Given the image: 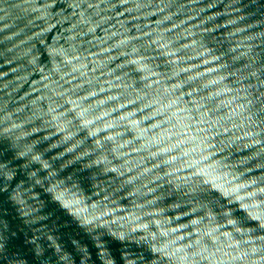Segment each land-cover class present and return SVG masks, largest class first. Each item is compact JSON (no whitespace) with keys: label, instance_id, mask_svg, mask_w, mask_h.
<instances>
[{"label":"water","instance_id":"95a60500","mask_svg":"<svg viewBox=\"0 0 264 264\" xmlns=\"http://www.w3.org/2000/svg\"><path fill=\"white\" fill-rule=\"evenodd\" d=\"M0 264H264V0H0Z\"/></svg>","mask_w":264,"mask_h":264}]
</instances>
